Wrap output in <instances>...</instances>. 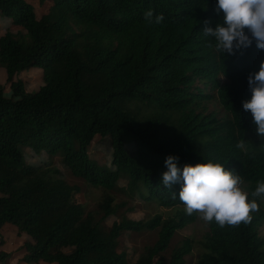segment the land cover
Listing matches in <instances>:
<instances>
[{"label":"trees","instance_id":"1","mask_svg":"<svg viewBox=\"0 0 264 264\" xmlns=\"http://www.w3.org/2000/svg\"><path fill=\"white\" fill-rule=\"evenodd\" d=\"M39 1L48 4L40 17L28 0H0V14L21 29L0 36V68L10 85L7 95L0 83L1 243L4 225L13 223L33 238L25 242L27 262L186 264L195 244L190 236L168 263L163 257L176 232L198 218L184 212L179 183L162 184L165 160L178 157L181 169L222 163L249 192L264 181V138L243 109L251 98L249 73L259 70L264 50L255 41L234 55L209 46L214 38L203 30L222 23L217 0ZM149 9L164 21L148 24ZM31 67L43 69V84L33 92L15 79ZM211 101L224 113L210 109ZM97 136L110 138V166L90 157ZM242 138L247 154L236 147ZM26 147L59 156L74 176L100 188L96 207L80 200L82 187L52 162H28ZM117 192L176 211L124 216L106 226L125 204L115 202ZM258 203L248 224L209 223L196 264H264ZM143 230H157L158 238L131 261L119 238ZM8 255L1 251L0 261Z\"/></svg>","mask_w":264,"mask_h":264},{"label":"clouds","instance_id":"2","mask_svg":"<svg viewBox=\"0 0 264 264\" xmlns=\"http://www.w3.org/2000/svg\"><path fill=\"white\" fill-rule=\"evenodd\" d=\"M215 11L223 14L222 23L214 28L205 27L203 33L214 38V44L209 46L217 53L234 55L251 46L253 41L258 49L264 50V0H217ZM144 19L148 24H160L164 15H154L149 9ZM248 83L251 98L244 101L243 109L251 113L258 136L264 138V61L258 71L249 73ZM236 147L247 154L248 140L240 139ZM177 161L178 157L173 155L166 158L162 184L167 188L176 183L181 185L179 200L187 215H195L205 224L215 222L221 228L238 227L250 223L252 213L260 210L258 200L264 201V181H258L249 192L243 178L222 163L208 160L185 164L181 169Z\"/></svg>","mask_w":264,"mask_h":264},{"label":"rangeland","instance_id":"3","mask_svg":"<svg viewBox=\"0 0 264 264\" xmlns=\"http://www.w3.org/2000/svg\"><path fill=\"white\" fill-rule=\"evenodd\" d=\"M28 1L35 6L38 17H40L42 13L45 12V10L47 9L48 4L41 5L39 0H28ZM3 17L6 18L5 16ZM8 22L4 23L5 25H7L4 28L5 30H12L13 32H17L21 30L20 27L13 25L12 22L11 23L10 21ZM2 25L3 24L0 23V28L2 27ZM33 68H39V67H31L28 68V70H25V72H21L18 74V78L22 79L25 82L26 88H28L27 90L30 92L36 91L43 84V73H42L43 71L42 72L40 71L41 73L38 72L30 73V70H32ZM37 71H39V69H37ZM7 78H8V73L6 68L5 67L0 68V83L4 85L5 92L7 95H9L10 85L8 83ZM209 107L210 109H217L220 114L224 113L222 107L215 102L211 101ZM24 152L26 155V159L30 163H38L39 161H46V162H52V164L59 167L62 172V176L68 182H70L71 184H78L82 187V191L78 195L80 200L85 202L88 205V207L92 209L96 207L97 202L101 198L100 188L88 184L82 178L74 176L71 173V171L62 164L59 156L51 157L45 151L37 154L30 147H26L24 149ZM89 154L92 159L97 160L99 163L103 165L110 166L111 154H112L110 138L97 136L93 140L91 146L89 147ZM123 183H125V181H123ZM122 201H125V204H123L118 209L115 215L111 216L104 222L106 226H111L112 222L115 219H121L124 216L139 220V219L149 218L157 213H161L164 216H168L174 214L176 211V208L160 206L155 202L147 203L142 201L139 197L130 198L127 194L123 192H117L115 202L122 203ZM263 206H264V201H263ZM6 231L7 230H5V232ZM208 231H209L208 224H205L199 218H197L193 223L187 225L185 228L178 230L175 236L173 237L168 250L163 253L165 262L168 263L173 248L178 246L186 237L190 236L194 238L195 244L193 251L186 256V264H196L202 252V246L200 242L204 239V236L208 233ZM260 231L261 234L264 236V223L261 226ZM17 235L19 237L20 236L22 237V233L19 232L18 229H17ZM8 237L10 239V235H8ZM157 238H158L157 230H143L140 232H134V231L124 232L122 236L119 238L120 241L119 247L121 250H125L128 253V257L131 261H136L140 256V254L144 251L145 247L148 245H153L156 242ZM22 241L24 243L23 238ZM0 242H1V238H0ZM71 249L72 248L70 247L65 248L66 251H70ZM11 257L12 255H10L7 258L6 262H8V264H14L13 261L15 260V257L14 258ZM32 263L40 264V262L39 263L29 262V264Z\"/></svg>","mask_w":264,"mask_h":264},{"label":"crops","instance_id":"4","mask_svg":"<svg viewBox=\"0 0 264 264\" xmlns=\"http://www.w3.org/2000/svg\"><path fill=\"white\" fill-rule=\"evenodd\" d=\"M8 21H10V23H11V20L9 18H7V17L4 18L3 15L0 14V23L3 24L2 27L0 28V36L6 32V30L4 28L7 25H5L4 23L8 22ZM37 69H39V71H37ZM40 71L42 72L43 70L40 68H33L32 70H30V73L31 72L41 73ZM22 72H25V71H22ZM15 79H18V74L15 76ZM26 89H28V88H26ZM17 229H18V227L13 223H6L2 229V235L4 237V244H1V242H0V252L4 251V252H7L9 255L5 258V260L3 262L0 261V264H8V262H6V261L10 255H12L11 258L15 257V260L13 261L14 264H29V262L24 260V256L27 253V249L25 247V242L26 241H33V238L24 232L22 233V237L21 236L19 237L17 235ZM5 230H7V231L5 232ZM8 235H10V239H9ZM22 238L24 239V243L22 241ZM32 264H34V263H32ZM40 264H57V263L56 262H47V261L42 260V261H40Z\"/></svg>","mask_w":264,"mask_h":264}]
</instances>
